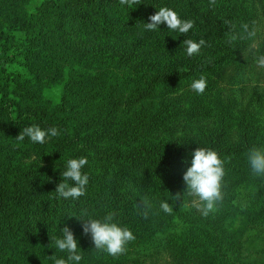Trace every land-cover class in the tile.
Returning a JSON list of instances; mask_svg holds the SVG:
<instances>
[{
    "label": "trees",
    "instance_id": "trees-1",
    "mask_svg": "<svg viewBox=\"0 0 264 264\" xmlns=\"http://www.w3.org/2000/svg\"><path fill=\"white\" fill-rule=\"evenodd\" d=\"M163 6L193 29L146 31L143 23ZM262 25L264 0H141L133 8L119 0H0V264L66 258L54 244L64 226L79 241L80 264H249L242 241L264 224V175L248 163L253 147L264 149V94L255 86L249 97L228 99L217 127L195 143L154 135L181 113L189 121L206 116L190 109L197 94L184 112L171 109L167 86L226 64L242 68ZM109 38L119 43L98 40ZM187 39L207 46L189 57ZM31 125L60 135L17 141ZM197 148L216 151L225 173L223 199L206 217L189 204L183 182ZM80 157L88 159L86 194L65 200L55 189L67 161ZM109 213L135 236L118 257L82 231V222Z\"/></svg>",
    "mask_w": 264,
    "mask_h": 264
},
{
    "label": "clouds",
    "instance_id": "clouds-1",
    "mask_svg": "<svg viewBox=\"0 0 264 264\" xmlns=\"http://www.w3.org/2000/svg\"><path fill=\"white\" fill-rule=\"evenodd\" d=\"M214 3L215 0H210ZM121 6L133 8L140 6L141 0H119ZM150 22L143 23L146 31L160 30L161 25H166L172 32L186 35L194 27V21L181 18L180 14L174 9L163 6L153 15L148 17ZM186 54L191 57L199 55L203 47L207 46L204 39L198 42L192 39L183 41ZM258 67L264 68V56L257 60ZM207 79L201 75L191 83V89L197 95H203L207 88ZM60 135L56 127L42 129L38 125H31L21 130L15 138L17 141H24L29 138L31 142L45 144L52 137ZM190 166L183 174V182L186 185V192L189 196L197 198L199 203L194 200V206L206 217L210 212L216 210L218 202L222 201V181L224 177L223 161L218 153L208 148H197L192 154ZM248 163L254 174L264 175V149L253 147L248 154ZM88 164L86 157L72 158L67 161L66 169L62 173L63 179L57 185L55 192L65 200H77L86 194L89 176L83 171ZM179 199V194H177ZM160 208L167 214H172V207L166 202L160 204ZM114 213H109L105 219H89L82 222V231L85 236L90 235L91 242L97 250H102L108 255L118 257L127 252V245L135 240L132 231L127 227H121L112 222ZM56 249L66 253V258H56L55 255L49 257L54 264H80L83 259L79 247V241L74 232L68 226L61 229V236L55 238Z\"/></svg>",
    "mask_w": 264,
    "mask_h": 264
},
{
    "label": "rangeland",
    "instance_id": "rangeland-1",
    "mask_svg": "<svg viewBox=\"0 0 264 264\" xmlns=\"http://www.w3.org/2000/svg\"><path fill=\"white\" fill-rule=\"evenodd\" d=\"M260 36L250 45L246 51L247 57L243 67H236L235 64H226L223 69L211 76V86L208 94H203L198 99L193 108L202 109L206 116L188 120V116L183 117L182 113L177 115L172 121L165 123L162 130L155 133V137L161 140L177 139L186 144L198 141L199 133L214 130L219 119V107L226 104L227 100L233 96L249 97L251 89L258 87L256 95L260 92L264 94V68L258 67L257 60L264 56V25L258 31ZM128 37L122 39L126 42ZM102 44L110 45L119 43L114 38L98 39ZM189 81H173L168 87L167 101L171 109L184 112L193 106V95L196 93L191 89ZM245 95V96H244ZM264 106V101H263ZM238 131L235 127H229V140L235 141ZM199 203L197 198L190 196L189 204L194 206L193 201ZM198 210V209H197ZM264 221V220H263ZM245 248L244 255L249 264H264V224L254 225L245 233L242 241Z\"/></svg>",
    "mask_w": 264,
    "mask_h": 264
}]
</instances>
